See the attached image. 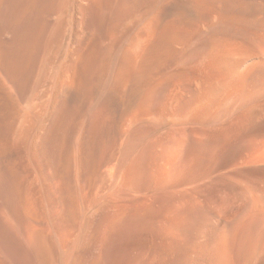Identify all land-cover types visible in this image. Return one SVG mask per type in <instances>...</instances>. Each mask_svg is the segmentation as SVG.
Masks as SVG:
<instances>
[{
  "label": "rangeland",
  "instance_id": "obj_1",
  "mask_svg": "<svg viewBox=\"0 0 264 264\" xmlns=\"http://www.w3.org/2000/svg\"><path fill=\"white\" fill-rule=\"evenodd\" d=\"M51 1L0 4V54L18 71L6 81L17 101H35L22 129L0 104V264H264V142L197 117L189 54L163 58L138 81L118 77L164 3L85 0L81 44L78 0H69L72 54L57 66L71 59L77 90L66 100L58 76H33L60 17L49 15Z\"/></svg>",
  "mask_w": 264,
  "mask_h": 264
},
{
  "label": "bare ground",
  "instance_id": "obj_2",
  "mask_svg": "<svg viewBox=\"0 0 264 264\" xmlns=\"http://www.w3.org/2000/svg\"><path fill=\"white\" fill-rule=\"evenodd\" d=\"M151 1L154 2L155 0H151ZM158 1H162L164 3V7L161 8L162 10L161 9L158 10L156 12L157 14L155 13L153 18L151 19L149 18L150 20L140 29V31H138L139 33L132 41L133 42L132 46L128 48L127 50L128 52L127 51L125 52L126 53L125 58H123L122 55L123 60L121 61L123 63L125 62V64H123L125 65V67H123L124 69L122 68L123 69L122 73H120V75L117 76L123 79L124 77L127 76L129 71H131L135 73L136 76L135 75L134 76L138 81L144 70L148 68L154 69L156 66H158V63L161 64L160 62L163 60V58H166L170 55L171 57L183 56L184 58V56L189 54L187 60H189V63H192V61L194 62L193 65H191L192 68L190 67L191 72L194 74L193 76H190L192 77L190 91L191 92L193 91L195 93L194 96L192 95L193 97L191 96L192 99L189 102V106L197 110L195 111L197 112L196 114L197 117L199 119H203L204 117H212V120H214L217 126L221 124L222 126L221 125L220 126L222 128H224L225 123L228 122H229L228 126L236 125L238 127L239 125L240 129H242V131L245 134L250 135L251 138L255 137L256 139L257 137L258 141L264 142V0H158ZM1 2L2 0H0V4ZM49 3H51L49 7L50 12H48L49 15L50 14L57 15L56 11L58 10V14L60 17L58 19L55 18L56 20L54 19V23L53 20L49 23L50 25L48 27V30L50 29V37L49 39H47L48 41L43 48L44 54H43V59L41 61L42 69L40 70L39 68V70L37 69L35 72L33 71L34 73L33 76H36L37 78L39 77V75H43L41 77H45L46 79L49 80L54 76H58V83L56 82L58 84V88L56 87L58 89V92L66 100H70L69 93L70 92L75 93V91L77 90L74 85L77 78V76L75 78L76 72H74V63L70 62L71 59L65 58L66 60H63L62 63L60 61L59 62L61 63L60 66H57L58 64L57 61L59 59H62L61 56L63 57V54L66 55L69 54V56L72 54V48L68 47L67 49H65L66 46L64 45V42L65 43L67 42L66 41L67 33H69L67 32V25L69 23L68 18L71 9L70 1L60 0L55 5L54 0H52ZM163 3H160L161 6ZM135 4H136L135 6L138 5L137 3ZM84 7H85V0H78V6L76 9L77 11H76V17L74 23L73 36H72L73 39H77L81 41V44L86 43V39H87V35L85 31L84 32L81 31L82 13L84 12L83 11ZM135 13L136 12H134V14ZM146 15H148V12ZM137 23L135 24L137 25ZM87 40L89 41V39ZM21 45L22 44H20V46ZM20 46L18 48H20ZM0 52L1 54L3 53L1 50ZM7 53L8 52H5L4 54V56H6L5 60L2 59L3 55L0 54V94L3 96V98L0 100V104L3 107L14 110L13 122L16 126H18L19 124V128H20L21 121H23L25 118L26 109L31 108L33 105H35V101L32 100L26 103H20L15 98L12 87L6 81V77L15 76L14 75L15 68H13L12 67L13 65L11 64V62H13V58L11 56L12 61H9L11 60L10 54L6 55ZM123 53L124 51L122 52V54ZM185 63L187 62L184 61V65ZM120 68L118 72H120ZM17 73L18 71L16 72V74ZM134 73H132V75ZM148 74L150 75V72ZM130 77L132 76L130 75ZM130 84L132 86V81ZM122 90L123 89H121V91ZM136 90L134 92H136ZM115 91H116V87H115ZM131 92L133 93V91ZM137 94L138 93H136L135 95ZM136 98L139 99L138 96H136ZM178 101L179 98L172 103V106L170 108H176ZM202 126H204L203 123ZM225 127L227 128V126ZM8 154H10L9 151ZM262 163L264 162L262 161ZM260 212L263 211L261 210ZM258 223L261 222L258 221ZM219 257L217 258L216 256L214 257L216 258L215 263L213 262L214 264H222L224 262L222 261L223 258H221V256ZM228 261L229 259L227 260V263ZM229 264H231V262Z\"/></svg>",
  "mask_w": 264,
  "mask_h": 264
}]
</instances>
